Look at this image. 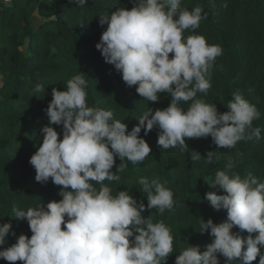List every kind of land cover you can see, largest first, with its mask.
<instances>
[{
	"label": "clouds",
	"instance_id": "1",
	"mask_svg": "<svg viewBox=\"0 0 264 264\" xmlns=\"http://www.w3.org/2000/svg\"><path fill=\"white\" fill-rule=\"evenodd\" d=\"M2 2L7 5L10 0ZM181 4L182 0H133L130 9L120 6L99 15V25L107 27L95 47L105 62L143 99L157 102L159 94L166 93L171 101L165 108L150 107L129 131L125 122L114 119L112 110L89 106L84 75L72 76L63 90L53 87L45 109L48 123L41 127L42 142L29 163L35 181L46 184L51 179L60 186L62 198L15 209L13 219L25 220L31 236H17L11 220L0 224V246L9 233L16 237L14 243L0 247V259L9 264H166L174 251L172 230L163 220L154 222L150 214L142 213L173 209L174 191L167 180L140 176L134 183L146 193L147 204L127 188L114 192L111 183H118L117 173L127 169L122 161L133 165L145 161L152 149L144 136L153 128L159 130V148L181 152L189 147L186 138L211 136L217 148L228 149L245 139H264L261 128L253 126L260 112L241 92L232 94L225 112L198 96L211 87V70L223 49L196 32L207 18L202 6L189 10ZM188 30L191 34L185 36ZM41 92L45 94V87L36 84L33 95ZM54 125L61 126L62 139ZM206 157L209 164L219 159L212 151ZM190 158L200 161L202 155L191 150ZM236 166L229 157L225 169L207 182L221 194L209 191L203 198L214 209L226 210V219L214 223L202 218L199 232L208 233L211 242L203 251L189 244L175 264H220V256L224 264H252L258 256L259 264H264V180L252 172L242 177L233 171ZM234 227L239 231L233 232Z\"/></svg>",
	"mask_w": 264,
	"mask_h": 264
},
{
	"label": "trees",
	"instance_id": "2",
	"mask_svg": "<svg viewBox=\"0 0 264 264\" xmlns=\"http://www.w3.org/2000/svg\"><path fill=\"white\" fill-rule=\"evenodd\" d=\"M86 3L80 6L75 0H11L0 6V224L11 220L17 236L25 233L30 237L31 231L25 220L13 219L15 209L26 210L62 198L58 195L60 186H55L51 179L46 184L35 181V169L29 163L42 142L40 130L48 123L45 109L52 99L53 87L63 90L72 76L84 75L89 106L112 110L114 119L125 122L129 131L150 107L165 108L171 101L166 93L159 94L157 102L140 97L135 86L127 87L121 74L105 62L95 47L107 27L99 25V15L120 6L130 9L133 0L118 3L86 0ZM196 6H202V15L207 14L196 32L203 34L209 44H218L223 49L211 70V87L206 95L198 96L225 112L232 94L241 92L256 104L260 118L253 121V126L260 127L264 137V0H182L181 7L191 10ZM35 14L43 21L37 30L31 26ZM189 34L191 30L185 32V36ZM36 84L45 87V94L33 95ZM182 106L186 109L188 104ZM54 127L62 139L61 126ZM158 131L153 128L144 136L141 130L140 135L152 149L150 155L136 165L126 159L122 161L127 169L117 173L120 181L112 182L111 187L114 192L127 188L138 201L147 204L146 193L139 191L140 186L134 181L140 176L149 181L154 178L168 181L167 186L174 191L173 209L161 214L153 208L142 215L150 214L154 222L163 220L171 228L174 251L166 264H175L176 256L189 244L199 245L203 251L211 242L208 233L199 232L202 218H212L214 223L226 219V210L214 209L203 198L209 191L221 194L222 190L208 183L217 170L225 169L229 157L237 164L233 171L242 177L252 172L264 180V139H245L228 149L217 148L211 136L186 138L189 147L181 152L179 148H159ZM191 150L201 153L200 161L191 160ZM209 151L219 157L211 164L206 157ZM115 159L118 165L121 161L119 157ZM232 231L239 229L234 227ZM15 239L9 233L6 244L0 247L9 246ZM224 259L219 257L220 264H224ZM0 264L9 262L0 259ZM252 264H259V256Z\"/></svg>",
	"mask_w": 264,
	"mask_h": 264
},
{
	"label": "crops",
	"instance_id": "3",
	"mask_svg": "<svg viewBox=\"0 0 264 264\" xmlns=\"http://www.w3.org/2000/svg\"><path fill=\"white\" fill-rule=\"evenodd\" d=\"M1 5H5V4H3L2 0H0V6ZM42 23H43L42 19H40L37 14L33 15L32 19H31V26L33 28H35L37 30ZM0 82H1V77H0Z\"/></svg>",
	"mask_w": 264,
	"mask_h": 264
},
{
	"label": "built area",
	"instance_id": "4",
	"mask_svg": "<svg viewBox=\"0 0 264 264\" xmlns=\"http://www.w3.org/2000/svg\"><path fill=\"white\" fill-rule=\"evenodd\" d=\"M11 1V0H10Z\"/></svg>",
	"mask_w": 264,
	"mask_h": 264
}]
</instances>
